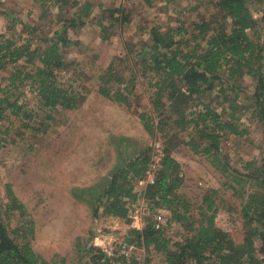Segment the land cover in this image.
I'll return each instance as SVG.
<instances>
[{
    "label": "trees",
    "instance_id": "obj_1",
    "mask_svg": "<svg viewBox=\"0 0 264 264\" xmlns=\"http://www.w3.org/2000/svg\"><path fill=\"white\" fill-rule=\"evenodd\" d=\"M32 1L41 15L50 12L52 6L60 14L68 5L78 6L73 0ZM201 1L213 12L193 22L190 31L183 25L166 30L153 25L147 39L127 43L125 56L111 60L98 75L99 93L126 105L134 92L137 72L144 75L156 115L141 112L139 118L147 132L165 138L155 179L140 193L151 210L168 212L166 221L155 225L150 215L142 228H129L126 240L160 254V264H264V147L261 158L245 163L246 172L233 176L234 183H228L241 199L242 241L236 242L228 231L217 226L216 189H207L199 203L179 191L184 181L182 166L171 153L174 143H184L195 155L209 158L212 165L227 173L222 141L229 135L246 133L237 113L245 75L255 82L253 115L262 123L264 139V24H260L264 20V0ZM256 5L263 8L262 13L258 11L260 18L251 10ZM91 6L88 1L78 6L72 17L63 16L61 28L52 35L38 32L29 23L20 22L18 30L16 20L0 33V72L8 71L3 77L6 83L0 84V148L13 127L11 115L21 122L19 128L31 127L27 121L33 112L25 110L26 103L19 99L22 85H28L34 93L37 110L49 116L76 109L83 103L85 97L74 87V80L62 81L60 76L70 72L72 64L64 55V48L70 43L68 29L82 26ZM110 16L119 19L112 12ZM250 30L260 32L256 39L250 36ZM129 70L127 77L125 72ZM112 85L116 87L113 89ZM221 105L222 112L228 110L225 117L219 111ZM151 153V148H147L115 167L106 187L94 197L93 216L133 222L130 203L138 198L133 185L144 175ZM5 196L4 216L0 215V264H47L32 248L28 237L32 229H14L20 241L12 236L4 218L9 219L14 212L24 218L27 211L8 183ZM173 224L180 227V238L168 236ZM87 255L90 264L125 262L117 253L106 257L101 249L92 246Z\"/></svg>",
    "mask_w": 264,
    "mask_h": 264
},
{
    "label": "rangeland",
    "instance_id": "obj_2",
    "mask_svg": "<svg viewBox=\"0 0 264 264\" xmlns=\"http://www.w3.org/2000/svg\"><path fill=\"white\" fill-rule=\"evenodd\" d=\"M73 1L78 6L89 1L92 6L82 26L68 29L70 43L64 48V55L72 64L70 72L63 73L60 79L74 80V87L85 99L76 109L49 116L37 110L34 93L28 85H22L19 99L26 103L25 110L33 112V117L27 121L31 127L19 128L21 122L11 115L13 127L0 148V215L4 214L8 183L27 212L24 218L17 212L9 219L5 217L6 225L17 241L21 238L14 229H32L28 235L32 248L47 264H90L87 249L91 246L101 249L106 257L112 256L120 243H129L126 240L129 228H142L146 217L153 215L155 225L165 223L168 212L151 210L141 195L140 189L146 188L145 184L138 183L141 177L133 185L138 198L130 203L131 224L115 217L93 216L94 197L99 189L106 187L120 162L147 148L153 150L156 142L163 149L166 145L165 138L147 132L139 118L141 112L156 115L145 76L137 72L135 89L130 95V104L126 105L99 93L98 75L111 60L125 56L127 43L147 39L151 26L159 25L166 30L183 25L190 31L193 22L213 12L211 6L201 0ZM78 6L68 5L61 14L52 6L50 12L41 15L32 0H0V33L16 20L18 30L20 22L29 23L37 27L38 32L52 35L61 28L63 16L72 17ZM260 9L262 5L251 7L259 18ZM111 12L119 18L117 21L111 18ZM260 24L263 25L264 20ZM249 34L256 39L260 32L250 30ZM129 74L130 70L125 72L127 77ZM7 75L8 71L0 72V84L6 83L3 77ZM254 86V80L245 75L238 97L241 108L237 113L241 115L246 133L229 135L221 144L227 173L212 165L209 158L195 155L182 142L174 143L171 151L182 166L184 182L179 191L199 203L207 189H216L215 222L236 242L243 239L241 199L228 183H234L233 176L246 172L245 163L258 161L264 147L262 123L253 115ZM115 87L112 85L113 89ZM222 107L219 106L220 112ZM227 112L223 110V117ZM184 138L188 139L186 133ZM167 234L177 239L183 233L173 224ZM131 243L135 247L133 261L136 264L161 263L160 254Z\"/></svg>",
    "mask_w": 264,
    "mask_h": 264
},
{
    "label": "built area",
    "instance_id": "obj_3",
    "mask_svg": "<svg viewBox=\"0 0 264 264\" xmlns=\"http://www.w3.org/2000/svg\"><path fill=\"white\" fill-rule=\"evenodd\" d=\"M154 149L151 153V160L147 167V169L144 172V175L138 180L139 184H145V186L152 184L155 179V172L159 165V162L161 160V157L163 156V148H161L160 143L156 142L154 143ZM143 190L140 189V192ZM134 250L135 247L132 243H120L118 249L116 250L117 255L122 256L125 260V264H133L134 262ZM106 251V250H105ZM111 256V255H108Z\"/></svg>",
    "mask_w": 264,
    "mask_h": 264
}]
</instances>
